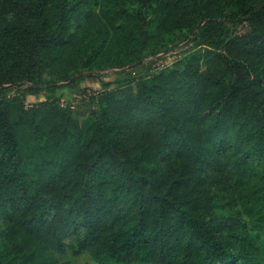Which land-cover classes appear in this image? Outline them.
<instances>
[{
	"label": "trees",
	"instance_id": "1",
	"mask_svg": "<svg viewBox=\"0 0 264 264\" xmlns=\"http://www.w3.org/2000/svg\"><path fill=\"white\" fill-rule=\"evenodd\" d=\"M168 32L199 50L98 93L85 128L56 99L27 103L140 66ZM263 167L264 0H0V264H58L77 227L98 264H264L239 217L215 234L202 177L264 232Z\"/></svg>",
	"mask_w": 264,
	"mask_h": 264
},
{
	"label": "rangeland",
	"instance_id": "2",
	"mask_svg": "<svg viewBox=\"0 0 264 264\" xmlns=\"http://www.w3.org/2000/svg\"><path fill=\"white\" fill-rule=\"evenodd\" d=\"M96 7H91L84 12L80 13L70 25V35L80 34V29L85 25L87 17L91 12L98 13ZM246 30L245 28H232L231 31L237 32L239 30ZM161 52L155 57L151 56L150 51L146 52L143 56V63L140 66L127 70L121 75H110L105 78L104 82H98L93 80H85L81 82L74 89H58L49 92H41L36 96H29L27 103H38L45 99H56L63 103L65 106H73L71 110L72 118L78 123L79 126L85 128L92 119V113L94 104L92 99L100 92L105 90H116L123 92L127 89L134 90L136 84L140 80H148L150 77L158 71L161 66H172L178 61H184L194 52L199 50V47L194 46L193 43L188 45H181L179 41L174 39V32H168L164 35L163 41L160 45ZM45 81L49 78L47 75L43 76ZM215 161L223 162L224 157L219 156ZM264 170V167L262 168ZM110 177L114 174L113 170L109 167L106 168ZM203 179L207 180L206 187L210 191H213V200L216 208L212 214V219L219 221L220 223L214 228V232L218 237L223 236L222 228L227 222L226 220L231 217H239L244 223H247V228L252 235H259L257 239L260 246V251L264 260V232L258 229L251 230L250 217L244 211L241 201L236 204L231 203L228 198L223 196L220 191L215 192V187L212 185L207 177L209 174L206 172L203 174ZM231 183L227 184L229 187ZM43 199H47L45 193H43ZM14 207V203L4 206L2 211L5 214L9 213ZM0 215V236L3 238L5 234L6 215ZM52 215V211L49 214ZM83 237V230L80 227L70 229L66 235L63 236L62 242L65 248V254H55L56 262L58 264H98L86 251H77L76 245ZM77 251V252H75Z\"/></svg>",
	"mask_w": 264,
	"mask_h": 264
},
{
	"label": "built area",
	"instance_id": "3",
	"mask_svg": "<svg viewBox=\"0 0 264 264\" xmlns=\"http://www.w3.org/2000/svg\"><path fill=\"white\" fill-rule=\"evenodd\" d=\"M166 67H167V66H166ZM163 68H165V66H161L160 68H158V70H161V69H163ZM61 106L64 107L65 105H64L63 103H61ZM70 108L73 109V106H70Z\"/></svg>",
	"mask_w": 264,
	"mask_h": 264
}]
</instances>
